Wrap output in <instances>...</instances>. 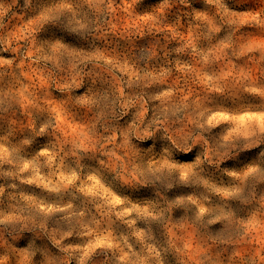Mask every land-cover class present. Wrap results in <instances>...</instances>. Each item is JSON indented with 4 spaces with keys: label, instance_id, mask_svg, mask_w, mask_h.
I'll list each match as a JSON object with an SVG mask.
<instances>
[{
    "label": "rangeland",
    "instance_id": "obj_1",
    "mask_svg": "<svg viewBox=\"0 0 264 264\" xmlns=\"http://www.w3.org/2000/svg\"><path fill=\"white\" fill-rule=\"evenodd\" d=\"M120 2L121 0H116L117 4ZM146 2L156 5L152 9L151 19L143 18L135 12L131 15L123 12L124 5H121V11L115 17H105L111 23L106 32H100L95 37L99 52H107L120 59L131 57L137 45L146 46L155 53L154 59L159 61L154 70L149 69L152 76L164 79L166 84L175 85L192 100L199 101L208 96H224L229 100L239 96L250 100L264 98L259 87L264 85V0H219V3L217 0ZM221 4L227 5L226 15L221 12ZM63 8V4L57 3L51 11L59 13ZM84 8L87 10V5ZM157 20L160 22H155ZM0 21L5 25L0 35L10 45L8 50H3L4 46H0V59L13 60L12 68L0 75V104L6 106L12 95L19 97L22 86H28V91L41 100L45 94L51 96L54 106L57 102L55 98L63 96L66 100L69 93L78 94L77 87L65 88L62 94L59 88L51 84L49 76L74 85L78 81L82 83L89 79L117 83L121 73L115 69L110 75L100 67L93 71L94 66L89 64L84 69L87 75L80 77L75 74L76 69L65 70L61 66L53 70V64L45 65L42 60H21L12 49L19 45L21 51H24L26 39L29 49L39 48V37L45 28L50 27L49 24L42 23L41 11L32 5L26 6L25 0H0ZM53 51L56 53L54 63L57 64L61 55H99L96 50L71 45L66 46V49L57 46ZM26 55L30 56L31 52ZM168 68H171V75H168ZM216 76L222 79V93L218 88L214 90L210 86L214 81H207V77ZM14 108L18 110L0 116V146L7 149L9 158L13 147L27 134L35 140L31 151L44 147L51 153L52 145L55 144L58 150L62 149L63 160H54L51 156L42 154L39 161L33 163L38 165L40 161L48 159L51 160V169L38 174L21 173L20 179L0 178V185L5 187L4 194L0 195V220L7 221L6 224H0V264H126L125 255L132 264H139L146 254L144 244L148 241L129 233L132 230L145 232L151 221L144 213H155L158 209L155 202L141 207L129 204L125 208L117 205L115 198L107 206L93 203L96 188L93 186L94 182H87L86 166L103 167L107 174L112 162L102 152L96 151L97 145L89 143L87 125L91 114L86 109H79L78 115L73 114L77 110L72 108L69 101L65 104L68 115L57 116V127L52 134L36 136L33 111H25L23 105H14ZM230 108L231 114L239 117L232 128H228L227 122L219 115L209 116L208 125L213 131L222 134L235 132L242 139L251 142L233 150L228 160L234 159L238 152H251L257 146L264 150V144L256 140L257 133L264 136V109L243 112L235 104H230ZM97 129L103 132L99 125ZM77 134L80 135L82 150H77L73 155L70 141ZM115 135L118 144L119 134ZM105 147L111 150L112 145L105 143ZM119 155L121 153L117 152V156ZM219 163L226 166L223 160ZM9 167L4 165L3 170L7 171ZM54 169L57 170V176L50 177L49 171ZM73 171L76 172L75 177L71 175ZM158 171L162 174V170ZM245 173H248L247 177ZM60 174L66 177V186L57 182ZM261 177H264V163L253 161L249 168L240 170V179L231 185V190L239 189L237 202L253 197L252 203L244 206L246 211L239 217L244 225L249 226L243 229V239L230 244H217L212 240L201 242L192 235L191 230L181 233L172 228L171 233L164 234L162 239L167 240L168 235L175 234L182 235L184 241L191 242L183 253L176 252L174 248L162 252L166 264H264V179ZM49 179L53 181L52 184L48 183ZM253 179L256 181L254 185ZM6 180L15 182L21 191L9 189ZM119 180L124 186L120 191L132 199L139 200L145 195L144 192L134 191L137 185L130 184L126 176ZM53 187L57 191L49 193V189ZM81 188L84 189L83 192L80 191ZM39 193L67 195L68 199L44 200ZM25 197H31L41 208L48 207L46 223L33 217L32 223L25 225L24 217L35 211V205ZM69 203L72 204L71 209L67 208ZM60 208L65 210L64 213L53 211ZM133 208H136L135 213L127 215ZM79 212L84 213L82 223L93 220L101 222L94 228L93 234L87 235L79 231L63 237L57 235V231L63 227V217ZM166 215L170 216L171 213ZM130 220H135L132 229L128 227ZM33 224L36 226L33 227ZM230 230L231 226L225 224L218 235L223 238ZM125 236H128L131 250L124 243ZM41 243L46 247V252L35 251ZM176 247L183 245L177 241Z\"/></svg>",
    "mask_w": 264,
    "mask_h": 264
},
{
    "label": "clouds",
    "instance_id": "obj_2",
    "mask_svg": "<svg viewBox=\"0 0 264 264\" xmlns=\"http://www.w3.org/2000/svg\"><path fill=\"white\" fill-rule=\"evenodd\" d=\"M217 2L219 3V0ZM25 3L26 6L32 5L40 10L42 23L49 24L50 27L45 28L39 37V48L29 49L26 39L24 51H21L19 45L12 49L21 60H42L45 65L53 64V70L61 66L65 70L76 69L75 74L80 77L87 75L84 69L89 64L94 66L93 71L100 67L110 75L114 69L121 74L115 84L111 81L89 79L82 83L78 81L74 85L49 76L51 84L59 88L62 94L65 88L73 87H77L78 94L69 93L66 100L63 96L57 97L54 106L51 96L45 94L41 100L28 91V86H22L19 97L12 95L6 106L0 104V116L18 110L14 105H23L25 111H33L36 136H44L51 135L56 129L58 115H68L65 104L69 101L72 108L77 110L73 114L78 115L79 109H86L91 114L87 125L89 143L97 145L96 151L102 152L112 162L107 174L103 167L86 166L87 182H94L93 186L96 188L93 203L97 206H107L115 198V203L125 208L129 204L141 207L146 203L155 202L158 209L155 213H144L151 221L145 232L132 230L129 233L148 241L144 244L146 254L139 264H166L161 253L170 248H174L178 253L184 252L191 241H184L182 235L171 234L167 240L162 239L164 234L171 233L172 228L181 233L191 230L192 235L201 242L212 240L217 244H230L243 239V229L249 226L244 225L239 217L246 211L244 206L252 203L253 197L249 196L237 202L239 189L231 190V185L240 179L241 169L249 168L253 161L264 163V150L257 146L251 152H238L234 159L228 160L233 150L251 141L242 139L235 132L222 134L213 131L208 125V118L211 115H219L227 122L226 126L232 128L239 117L231 114L230 104H235L238 110L243 112L251 109L261 110L264 109V98L250 100L239 96L229 100L224 96H208L199 101L192 100L175 85L166 84L164 79L152 76L149 69L154 70L159 61L154 59L155 53L146 46L137 45L131 57L120 59L107 52H99L95 37L100 32H106L111 23V20L105 17H115L116 13L121 11V5H124L123 12H128L129 15L135 12L143 18L151 19L152 9L156 5L147 3L146 0H121L120 4H117L116 0H25ZM57 3L64 5L62 12L51 11ZM180 3H185V0H180ZM84 5H87V10ZM221 12L226 15V4H221ZM4 27L0 21V31ZM21 38L24 37H17ZM69 45L93 49L99 52V55H61L59 63H54L56 53L53 50L57 49V46L66 49ZM0 46H4L3 50L10 47L3 35H0ZM28 52H31L30 56L26 55ZM12 65L13 60L0 59V75L3 71L11 69ZM167 72L171 75V68H168ZM207 81H214L210 84L214 90L218 88L221 93L224 91L221 77H207ZM259 87L264 96V85ZM97 125L103 132L98 131ZM117 133L118 144L115 135ZM256 140L264 144V136L259 133ZM34 143L35 140L25 134L13 147L11 158L7 149L0 146V178L20 179L21 173L38 174L51 169V160L45 159L38 165L33 163L39 161L42 154L51 156L54 160H63L62 149L58 150L55 144L49 153L44 147L35 152L31 151ZM70 143L73 155L77 150H82L79 134L74 136ZM105 143L112 145L111 150L105 147ZM117 152L121 155L117 156ZM221 160L225 161L226 166L219 163ZM4 165L10 166L7 171L3 170ZM158 170H162V174ZM71 175L75 177L76 172L73 171ZM247 175L248 173H245V177ZM49 176H57V170L49 171ZM122 176H126L130 184L137 185L134 191L144 192L145 195L139 200H134L125 192H121L120 189L124 186L120 184L119 178ZM65 180L63 174L57 178V182L62 186H66ZM25 182L27 181H21ZM255 182L253 179V185ZM6 183L9 189L21 191L15 182L6 180ZM48 183L52 184L53 181L49 179ZM56 191L55 187L49 189V193ZM80 191L83 192L84 189L81 188ZM4 192L5 187L0 185V195ZM38 195L44 200L68 199L67 195ZM25 199L32 201L31 197ZM32 204L35 205V211L24 217L25 225L32 223L33 217L41 223H46L48 207L41 208L35 201H32ZM67 208L71 209L72 204L69 203ZM53 211L64 213L65 210L60 208ZM135 211L136 208H133L126 214L132 215ZM169 212L171 215L167 216L166 213ZM83 216V212L64 216L63 227L56 234L63 237L83 231L84 234L92 235L94 228L101 222L93 220L82 223ZM6 223L7 221L0 220V224ZM134 223L135 220L128 221L129 229H132ZM225 224H229L231 230L221 238L218 233L223 231ZM35 226L33 224V227ZM177 241H180L183 247H176ZM124 243L131 250L128 236H125ZM41 250L47 251L43 243L35 249ZM124 260L126 264H132L126 255Z\"/></svg>",
    "mask_w": 264,
    "mask_h": 264
}]
</instances>
